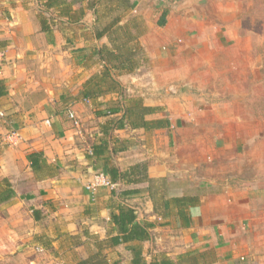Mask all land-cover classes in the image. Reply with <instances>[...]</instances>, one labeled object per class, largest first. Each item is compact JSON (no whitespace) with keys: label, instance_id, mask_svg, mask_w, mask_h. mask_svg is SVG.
<instances>
[{"label":"crops","instance_id":"obj_1","mask_svg":"<svg viewBox=\"0 0 264 264\" xmlns=\"http://www.w3.org/2000/svg\"><path fill=\"white\" fill-rule=\"evenodd\" d=\"M125 1L119 25L135 19L144 30L143 55L130 72L98 54L113 49L106 27L115 1L57 0L47 7V0H0V228L11 229L17 242L10 248L23 264H187L183 255L204 252L196 264H264L263 252L238 243L245 236L234 232L233 213L219 210L224 196L200 195L219 178L207 156L211 131L198 122L209 115L239 119L231 108L244 101L225 93L253 47L239 34L233 0ZM131 99L152 109L148 123L113 127L122 111L107 110L129 108ZM155 120L169 125L155 127ZM113 169L122 175L116 187L92 198L84 189L90 175L109 177ZM193 195L199 203L187 210L183 227L177 209L163 205ZM121 206L135 217L127 227L138 224L146 239L110 245L118 235L111 217ZM8 245L0 242V249Z\"/></svg>","mask_w":264,"mask_h":264},{"label":"rangeland","instance_id":"obj_2","mask_svg":"<svg viewBox=\"0 0 264 264\" xmlns=\"http://www.w3.org/2000/svg\"><path fill=\"white\" fill-rule=\"evenodd\" d=\"M233 2L240 23L239 34L249 37L253 47L244 66L234 74L236 84L225 90V93L235 92L244 101L241 106L231 108L235 110L231 114L237 115L239 119L217 121L209 115V118L198 122L204 125L206 131H214L213 134L210 132L209 137L206 136L209 138L207 145L210 146L207 156L211 162L214 161L211 168L216 167L213 175L219 178L218 184H208L200 191V195L209 193L224 196H220L219 210L233 213L238 226L234 232L238 237L245 236L239 238L238 243L248 244L253 252L264 253V0ZM215 131H218L217 135ZM233 199L236 200L235 208L231 203ZM3 228H0V242L7 241L9 245L8 248L0 249V253L5 252L7 257L0 259V264H23L22 255L18 256L10 248L17 242L9 239L11 229L7 232ZM234 232H229V238L237 237L232 236ZM21 249L24 253L30 250ZM35 253L39 254L40 251L35 250Z\"/></svg>","mask_w":264,"mask_h":264},{"label":"trees","instance_id":"obj_3","mask_svg":"<svg viewBox=\"0 0 264 264\" xmlns=\"http://www.w3.org/2000/svg\"><path fill=\"white\" fill-rule=\"evenodd\" d=\"M117 4H119L117 10H115V17L112 22L106 27V31H110L111 38V46L113 49L107 47H101L98 49V54L106 61L108 64H115L118 68L125 69L127 72H130L132 69H135L138 65L139 60L142 58V50L138 45V38L143 33L142 24H140L135 19H129L125 24L119 25L123 18V11L125 8L129 7V2L125 0H113ZM47 7L53 6L57 4V0H47ZM106 76L110 78V70L106 67ZM87 97H91L90 94H85ZM130 107H116V109L109 111L108 114H115L119 110L122 111V117L118 120L111 121L113 122V127L122 128L125 125H129L132 128H139L142 126H146L145 124L148 121L144 120V116L152 111L151 108H140L139 102L135 99H131ZM161 122H164V126L169 125L167 120H155L151 121V123L155 127H161ZM140 166H136L135 168H139ZM134 169V167L132 168ZM109 178L112 182H115L118 176L122 177L119 173H117L114 169L109 171ZM151 182V181H150ZM6 195V194H5ZM162 198V196L160 197ZM161 200V201H160ZM163 199H159L158 202H163ZM199 203L198 195L193 196H183L179 198H170L163 205L166 210H169L170 207L173 209H177L178 217L181 226L186 227L189 224L190 216L187 214V210L190 207H194ZM156 205V203H154ZM133 211L125 206H121L118 211L117 216H112L111 219L115 222L118 228V235L113 237L110 240L111 246H116L119 243H128L131 241H143L147 238L145 231L138 224L130 225L134 219ZM129 228V229H128ZM136 251V250H134ZM210 254V252H208ZM135 253L133 252V255ZM207 253H199L198 255L189 257L187 254L181 257V260L188 262L187 264H191L192 262L196 264V259H202ZM136 256V254H135ZM89 260H80L77 264H88ZM119 264V263H115ZM132 264H139V261L133 259ZM161 264H172L169 261H161Z\"/></svg>","mask_w":264,"mask_h":264},{"label":"built area","instance_id":"obj_4","mask_svg":"<svg viewBox=\"0 0 264 264\" xmlns=\"http://www.w3.org/2000/svg\"><path fill=\"white\" fill-rule=\"evenodd\" d=\"M1 58H2V53H0V65H1ZM67 117L71 121L74 128L80 127V122L73 112H68ZM15 135H16L15 133H12L11 135H8L6 137L5 141L7 145L13 144V138L15 137ZM115 187L116 184L112 182L110 178L102 172L92 173L90 175L89 180L84 185V189L92 198H94L96 193L101 189L113 190Z\"/></svg>","mask_w":264,"mask_h":264}]
</instances>
